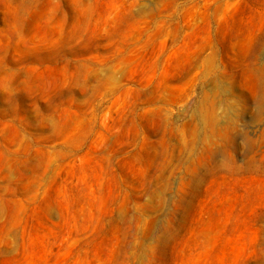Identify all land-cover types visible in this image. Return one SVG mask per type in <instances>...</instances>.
I'll list each match as a JSON object with an SVG mask.
<instances>
[{
	"label": "rangeland",
	"instance_id": "1",
	"mask_svg": "<svg viewBox=\"0 0 264 264\" xmlns=\"http://www.w3.org/2000/svg\"><path fill=\"white\" fill-rule=\"evenodd\" d=\"M0 264H264V0H0Z\"/></svg>",
	"mask_w": 264,
	"mask_h": 264
}]
</instances>
